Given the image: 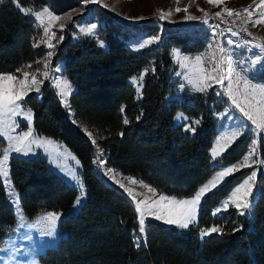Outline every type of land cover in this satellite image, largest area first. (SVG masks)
<instances>
[{"label": "trees", "instance_id": "trees-1", "mask_svg": "<svg viewBox=\"0 0 264 264\" xmlns=\"http://www.w3.org/2000/svg\"><path fill=\"white\" fill-rule=\"evenodd\" d=\"M49 1L70 10L82 0H0V73L15 74L45 54L44 49L33 47L38 30L24 9ZM100 11L104 23L100 38L105 47L93 38L75 37L71 25L54 59L63 62V76L74 88L69 99L71 114L93 133L97 143L93 144L81 126L71 123L49 83H43L22 102L34 112L35 132L57 140L79 160L85 190L84 202L73 213L78 191L49 171L42 159H11L10 178L24 215L28 219L47 212L63 216L58 222L62 238L55 248L39 256L40 264H264L263 138L257 144V197L251 218L233 208L211 215V210L253 171L242 169L206 195L197 222L188 229L147 220L146 236L139 246L134 243L133 230L138 227L135 207L127 195L98 178L93 168L96 157L105 167L158 193L189 197L220 165L240 160L252 138L250 133L243 134L212 166L210 150L218 129L214 115L223 104L213 93L186 86L176 95L177 66L171 56L172 48L194 54L204 44L179 26H159L154 21L128 24ZM134 30L150 36L160 33L164 40L135 52L125 43ZM143 71L137 94L130 81ZM257 79L264 83V69ZM178 112L187 122L175 123ZM197 120L199 124H191ZM186 124L195 131L185 128ZM14 221L0 179V244L12 231ZM213 224L223 226L225 234L213 233L202 239L200 229ZM233 228L240 230L233 232Z\"/></svg>", "mask_w": 264, "mask_h": 264}, {"label": "rangeland", "instance_id": "rangeland-1", "mask_svg": "<svg viewBox=\"0 0 264 264\" xmlns=\"http://www.w3.org/2000/svg\"><path fill=\"white\" fill-rule=\"evenodd\" d=\"M44 7L50 8L55 15L61 17L60 20L54 22L50 27L49 35L54 34V38L51 40V44L53 45V47H49L48 44L46 43H40L38 47L40 49L45 50V54L42 56V58L38 59L33 64H28L31 65L30 68L26 67L28 66L26 65L23 67L20 73H15V74L18 79H23V71H28L30 76L31 74L35 73L36 78L38 80L43 81L39 85V88L43 83L47 82L56 91L57 95H58V86L55 84L54 78H59L61 80L66 78L65 76H63V71H62L63 62L54 61L56 50L63 40V39L62 40L59 39V37L62 36L64 38L66 30H68L69 27L72 25V27H74L76 31L74 33L75 37L79 36L84 38H93L94 40L97 41L100 47L104 48L105 44L100 38L101 29L104 27L102 15H100L101 9L105 10L107 13L110 14V16L116 18L117 20L128 24H135L142 21H154L159 23V26L170 25V26L182 27L183 33L189 34L190 36H196L198 40H200L204 45L199 52L194 54L184 53L180 49L178 50H180L183 56H187L190 58H195L196 56H201V55L205 56V61L202 65V67L205 69H210L216 59L222 60L223 63L221 66V71L225 77V85H224L225 87L227 85V78L233 77L235 71H240L241 69H244L247 66V62L255 58L256 55L258 54L264 55V50L255 47L256 43H245V42L236 43L230 36L221 35L219 37L209 34V28L211 26V23L214 22V20L217 18L215 16V13L221 12V16L227 14L226 11H222L225 8L231 9L234 12H241V11L245 12L244 9L247 8L252 13L251 16L252 22L257 19L264 20V0H215V2L211 4L208 2V0H96V2H90V0H82L74 8L70 10L68 9L62 10L58 8L55 3L49 1V3L47 2V4L35 7L34 9L36 11H41ZM176 8H179L181 10L176 11ZM28 9H32V8H28ZM199 9H203V11H200ZM162 13L164 15L163 19L160 18ZM205 13H207V16H205ZM27 14H29L35 21L38 30V36L36 41L47 40L48 37L45 36L43 33V25L38 24L37 20L30 12ZM188 16L195 17V19H186V17ZM61 24H63V27H61ZM90 24L97 25V28L94 30L93 34L85 35L80 31L81 28L87 27ZM251 27L253 30L261 34L264 43V23L257 24L255 27H253L251 23ZM156 35L160 36V40L145 48L158 45L164 40V36L162 34L158 33ZM129 36L130 37L127 40H125L126 46L135 52L145 49V48H139L138 44L143 40L152 37L144 32L135 31V30L131 31ZM229 40L233 41V43L229 44L228 43ZM101 42L103 46H101ZM210 45L211 48L209 47ZM236 45H242V47H237ZM174 49L177 48H172L171 56L174 64L177 66V72L174 76V79L178 84L176 95H179L181 93L183 89L181 88V85L183 84L184 86L189 87L197 92L213 93L218 98V100L223 104L222 110L214 115L218 123V129L212 148L210 150L211 157L214 146L217 152L220 153V155L217 157L218 159L229 148V145L231 146L235 141H237L240 138L239 137L234 142H232L230 136H227L225 134L230 133L232 130L240 127L241 125L246 126L245 133H250L252 140L254 138H256L257 140H259L260 138L264 139V132L261 133L253 132L252 129L254 128V126H252L251 123L247 121L246 118L243 117L239 109L235 108V106L232 105L231 100L228 98L226 94H224V87H222L219 83H213L212 86L208 88L206 91H198L194 84H189L186 79V75L192 70L194 65L189 63L188 68H181L180 64L177 62L176 58L173 55ZM49 51H51L53 55L48 62L47 71L49 72V77L45 79L43 76V73L45 71L44 58L46 57ZM213 53H215V56H213ZM53 61L56 63H53ZM229 63H231L232 66L231 69L228 67ZM263 69H264V65H258L256 68L252 69L248 73L249 77L253 80L254 83L257 84L262 83V82H258L257 78L260 72L263 71ZM143 72L145 73V71ZM178 73H180V75H178ZM136 77L139 80V85L137 83H134L132 79L130 82L133 85L136 93L138 94L137 88L140 85H142V80H140V74ZM239 88H240V96H238V98L242 97L243 85L242 84L239 85ZM235 90H236V85H234L233 88L234 92ZM73 91L74 88L72 89L71 93L67 96L68 105H69L70 96L73 93ZM35 92L37 91L33 90L29 92V94L26 97H28L29 95ZM58 96L60 98V101L62 102L61 96L60 95ZM62 104L69 114V119L71 123L75 126H81L83 129H85L86 127H83V125L78 120H76L74 116L71 114L69 107L66 106L63 102ZM24 108L27 109L28 107L24 106ZM180 113L181 112H178L176 116H178V114ZM183 117H184L183 119H178L177 117H175V123L181 124L183 122L184 123L187 122L186 116L183 115ZM15 119L20 122V127L15 129L11 133V135H16L20 131L28 130L27 129L28 121L25 120L22 115L17 116ZM73 120H75L76 123H73ZM191 124L197 125L192 122ZM31 127L33 130V138H37V137L46 138L53 141V143L51 144L42 143L40 147H37L36 144H32L31 145L32 152L29 153L28 155L18 154L14 151L11 152L9 159L6 162L7 163L6 170L9 173L8 180H6L2 175H0V179L3 183L4 192L6 195L7 205L9 208L13 210L15 216V221L12 225V231L3 238V241L0 244V264H40L39 256L44 254L47 249L55 248L58 242L60 241V239L62 238V235L58 231V222L63 217L61 214H59L60 218L55 223L52 236H48L45 234L46 229L43 223H38V221H40V217L45 213L40 214L34 219H28L24 215L20 204L19 193L14 188L12 184V180L10 178L11 159L13 158H18L22 160L42 159L45 162L46 166L48 167L49 171H51L61 181L66 183V185L77 190L78 196H82L80 203L76 207H74L73 205V209H72L73 213L79 209L80 205L85 200V190L83 191V193H81L79 186L73 183L65 175V173H69L74 169L79 172V175L81 172L80 165H76L75 160H73L69 155V153L71 152L68 149H66V147H64L57 140L44 135H39L35 132L33 111H32ZM185 128L188 129L190 128V126L186 124ZM218 137H220L219 141H218ZM9 143L10 141L7 139V137L0 136V149L7 147ZM97 159H101V158L96 157L94 161ZM253 159L256 160V155L253 157ZM215 161H213V157H212V166H214ZM232 164H228V165H232ZM228 165H220L217 168V171H215L213 175L210 177V179L213 176H215V174L218 171H220L223 166H228ZM256 165L257 164H254L253 167L251 168L244 167L241 168L240 170L253 169V171H256V173H258V168H256ZM93 168L96 171L98 178H100L104 182V184H106L109 187H113L120 193L127 195L131 199L135 207V210H136V203L133 200V196H135L136 201H145L146 205H153V207L159 208V206L155 203L159 201L160 205L167 206L166 201H160V196L164 194L158 193L157 191L155 192L150 191L149 188L151 187L142 186V184L139 181L135 180L134 178L121 175L120 173L115 171L113 172V174L115 175V179L120 180L124 184L125 188L131 190V195H130L128 191H125V188H121L118 184H116L113 181V179H111L108 175H105V170L110 168L105 167L104 164L101 165L94 162H93ZM236 172H234L232 175H234ZM129 178H132L137 182L130 183ZM210 179H208L206 182H208ZM9 180H10V185L8 182ZM143 185L145 184L143 183ZM221 185L222 184H220V186ZM220 186L208 192V194L215 191ZM233 189L229 192V194L233 191ZM253 192H254V196L252 198L253 199L252 207L250 211L246 215H244L245 217L248 218L252 217V208L257 197V192L255 191L254 188H253ZM229 194L226 197H224L211 210L212 216H214L212 214L213 210L218 205H220L221 202L229 196ZM164 196L173 197L167 195ZM174 198L180 200V199L190 198V196L174 197ZM229 208L236 209L235 207H231V206ZM224 212L225 211H222L219 214H222ZM21 214L23 215V217H25V219L22 220L20 218ZM147 220L159 222L163 225H166L165 223H163V221L156 220L154 216H146V221ZM166 226H174V225H166Z\"/></svg>", "mask_w": 264, "mask_h": 264}, {"label": "snow or ice", "instance_id": "snow-or-ice-1", "mask_svg": "<svg viewBox=\"0 0 264 264\" xmlns=\"http://www.w3.org/2000/svg\"><path fill=\"white\" fill-rule=\"evenodd\" d=\"M15 2V0H14ZM90 2H96V0H90ZM208 2L214 3L215 0H208ZM181 9L176 8V11H180ZM203 11V9H199ZM26 13H31L37 23L43 25V33L48 37L47 40L36 41L33 44V47H38L40 43H46L49 47H53L51 44V40L54 38L53 35H49L51 25L60 20L61 17L55 15L50 8L44 7L41 11H36L35 9H24ZM78 11V10H77ZM186 11V9H185ZM222 11H226L228 16L231 17L233 15L239 16V12H234L231 9H223ZM245 12H248L249 17L251 18L252 13L249 9H244ZM207 16V13H205ZM216 17L221 16V12L215 13ZM70 17V14H69ZM161 19L164 18L163 13L160 16ZM186 19H195V17L188 16ZM206 22V21H205ZM264 23V20L257 19L252 22V26L255 27L257 24ZM63 27V24H61ZM97 28L96 24H90L87 27L81 28L80 31L85 35H91L94 33V30ZM231 31V29H229ZM246 31V29H245ZM237 33H233L236 35ZM251 35V33H248ZM59 39H63V37H59ZM160 40V36L154 35L148 39L143 40L138 44L139 48H145L149 45H152ZM229 44H232L233 41L229 40ZM249 43V42H245ZM101 46H103L101 42ZM237 47H242V45H236ZM211 48V45L209 46ZM256 48H260L264 50V43L255 45ZM53 53L49 51L44 58V67L45 71L43 76L45 79L49 77L48 62L52 57ZM173 55L176 58L177 62L180 64L181 68H188L189 63L193 64L194 67L192 70L186 75V79L189 84H194L198 91H206L208 88L212 86L213 83H219L222 87H224V94L228 96L231 100L232 105L235 108L239 109L242 113L243 117L246 118L247 121L251 123L254 128L252 129L254 133L264 132V83L257 84L254 83L253 80L249 77V72L256 68L258 65H264V55L258 54L255 58L251 59L247 62V66L240 71H235L233 77L227 78V85H225V77L221 71V66L223 61L220 59H216L210 69H205L202 67L205 56H196L195 58H190L187 56H183L180 50L174 49ZM215 56V53H213ZM28 68L31 65L26 66ZM228 67L231 69V63H229ZM154 70V69H153ZM22 70L17 69L16 72L20 73ZM147 71V70H145ZM144 72L140 73V80L143 79ZM180 75V73H178ZM132 81L139 85V80L137 77L133 76ZM55 84L58 86V95L61 96L62 102L70 107L67 102V96L71 93L73 86L71 81L67 78L59 79L54 78ZM43 81L38 80L36 78V74H29L28 71H23V79H18L16 74L14 73H0V136L7 137L10 141L7 147L0 149V175H2L6 180H8L9 173L7 169V160L9 159L11 152H16L18 154L28 155L32 152V144H36L37 147H40L43 144H51L53 141L46 138H33V130L31 127L32 120V110L30 108H24L22 102L24 98L29 94V92L35 90L39 91V85ZM243 85V94L240 96V88L239 85ZM234 85H236L235 92L233 91ZM140 85L137 88V92H140ZM184 85H181L183 88ZM121 111H123V106L121 107ZM23 116L25 120L28 121L27 131H20L16 135H11V133L20 127V122L15 118L17 116ZM140 117L138 116L137 119ZM178 119H183V114H178ZM73 123H76L73 120ZM125 124H128L129 121L127 118L124 120ZM194 124H199L200 121H193ZM86 134L92 139L93 144H96V140L93 138V133L89 132L86 128L83 129ZM189 130L195 131V128L192 127ZM246 130L245 125H241L240 127L232 130L230 133H226L225 135L230 136L231 141L234 142L236 139L241 137ZM220 137H218L219 141ZM258 140L254 138L251 142L249 151L245 153V155L241 158L240 161L235 164L223 166L220 171H218L215 176H213L208 182L203 184L198 190L190 196V198L177 200L174 197H166L164 195L160 196V201H166L167 206L160 205V202H155L159 208L153 207V205H146L145 201H136L135 196H133V200L136 203V213H137V221L138 227L133 230V238L134 243L139 246L140 240L144 238L147 234V226H146V216H154L156 220L163 221L166 225H174L180 229H188L190 225L197 222L198 212L202 200L206 197L208 192L214 190L220 184L225 182L226 178L231 176L234 172L239 171L241 168L253 167L254 164L259 163V161L253 159L256 155ZM230 147V145H229ZM98 153H102V149L97 145ZM71 158L75 160L76 165H79V160L76 159L74 155L69 153ZM220 155L217 152L215 146L212 150L213 161L217 159ZM94 163H98L103 165L104 161L102 159H97ZM113 169H106L105 175H108L113 181L118 184L121 188H125L124 184L120 180L115 179V175L113 174ZM65 175L75 184H77L81 190V193L84 191V183L79 175L77 170H73L69 173H65ZM257 173L256 171H252L246 179L241 182L233 191L229 194L225 200L221 202L213 210V215H218L222 211H227L228 208L235 207L240 215H246L253 203V188L255 186ZM10 185V180L8 181ZM130 183H136L137 181L129 178ZM142 186L149 187L147 185H143V182H140ZM150 191L155 192V189L149 188ZM125 191H128L131 195V190L125 188ZM11 194V193H10ZM82 196H78L76 199V203L74 207H76ZM22 220L25 219L21 214L20 217ZM60 218L58 213L55 212H47L40 217V221L38 223H43L46 232L45 234L48 236L53 235V229L55 227L56 221ZM239 228H233V232L239 231ZM213 233L223 235L225 234V229L221 225L213 224L212 226H205L200 229L201 238L205 236H209Z\"/></svg>", "mask_w": 264, "mask_h": 264}, {"label": "built area", "instance_id": "built-area-1", "mask_svg": "<svg viewBox=\"0 0 264 264\" xmlns=\"http://www.w3.org/2000/svg\"><path fill=\"white\" fill-rule=\"evenodd\" d=\"M240 15H233L231 17L225 14L221 17H217L214 22L211 23L209 28V34L213 36H230L236 43L249 42L261 44L263 43L262 36L259 32L255 31L251 27L252 18L249 17L247 12H239ZM231 29V31H229ZM246 29V31H245ZM233 33H237L233 35ZM248 33H251L249 35Z\"/></svg>", "mask_w": 264, "mask_h": 264}, {"label": "crops", "instance_id": "crops-1", "mask_svg": "<svg viewBox=\"0 0 264 264\" xmlns=\"http://www.w3.org/2000/svg\"><path fill=\"white\" fill-rule=\"evenodd\" d=\"M238 6V5H237ZM180 114H182V113H180ZM177 115V114H176ZM177 117V116H176Z\"/></svg>", "mask_w": 264, "mask_h": 264}]
</instances>
